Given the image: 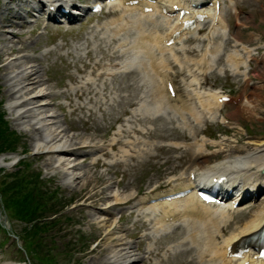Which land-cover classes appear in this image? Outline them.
<instances>
[{"label":"rangeland","instance_id":"obj_1","mask_svg":"<svg viewBox=\"0 0 264 264\" xmlns=\"http://www.w3.org/2000/svg\"><path fill=\"white\" fill-rule=\"evenodd\" d=\"M236 4L245 10L247 19L244 25L247 28L241 29L238 36L248 40L255 35L264 41V0H236ZM22 5L28 8L26 4ZM229 12L231 10L225 8L228 18ZM37 15L39 17L30 14L27 16L28 26L21 28L20 40L29 46L25 52L32 55L42 53L44 57L41 61L45 70L43 77L47 78L46 84L54 94L43 97L48 101L46 108L58 114L69 133L85 134L83 137L88 139L86 145H100L105 147L106 153H101L97 159L91 153L73 155L82 164L79 172L85 173L73 186L64 182V177L55 166L44 165L54 155L35 153L29 134L19 131L12 121L7 111L9 102L6 85L2 80L3 65L0 67V109L5 113L3 120L7 124V132L3 133L5 137L0 139V156L14 153L11 154L12 157H7L8 161L24 159L20 165L17 161L9 167L0 166V264L5 261L17 264L27 256L31 258L27 257L29 264H101V258L106 255L104 245L107 242L103 240L104 229L97 222H92L90 214L107 218L108 224H112L116 231L132 242V248L138 251L139 256L144 257L138 264H207V259H210L209 251L212 249L210 241L214 239L216 244H220L222 235L226 236L229 228L246 221L257 208H248L252 202L230 212L231 216L226 223L221 222L224 217L216 214L206 224V229L199 226L194 230L192 240L185 239L183 226L174 227L173 232L167 234L147 236L153 228L154 219L145 221L147 217L142 216V212L141 217L138 216L136 203L141 194L151 189L155 190L160 185L179 188L186 183L188 172L196 170L199 173L198 164L204 157L199 154L196 141L202 133L218 141L206 146L207 152L211 153L205 163L207 166L203 164L204 169L225 158L253 151L257 146L264 147V65L252 68L248 79L252 83H245L241 81V77H233L227 71L225 75L212 72L200 79L208 89H218L232 96L242 94L237 105L226 106L221 113L232 119L234 126H222L216 120L209 123L204 119V122L191 129L181 127L177 130L174 124L161 117L140 116L141 114L134 117V111L141 102L145 103L142 113L147 109L146 106L152 105L151 97L147 96L146 102H143L140 95L145 93L144 85L139 84L140 75L136 72L124 70L112 76L102 73L104 65L118 62L119 59L106 58L107 54L99 50L100 45L94 47L97 57H87L85 52L88 48H84L78 58L71 52L75 46L85 41L90 25L99 22L100 17H90L84 26L79 27L80 22L89 16L82 17L73 27H69L59 24L45 26V12ZM230 21L239 23L233 16ZM204 27L205 30L209 28L207 25ZM236 30L232 27L231 32L235 33ZM3 40L0 37V45L6 48L12 45V41L8 43V40ZM231 44L227 41L226 47ZM253 44L258 45L259 40L253 39ZM16 54L12 53L10 57ZM218 60L221 66L223 60ZM95 61L101 64L97 65ZM2 62H5V57L0 55V65ZM170 65L179 93L182 91L188 99H193L191 91L186 92L184 88L185 82L191 79L186 68H180L174 63ZM98 74H101V79ZM90 77L98 92L95 96L86 93L78 97L72 88L79 87L82 81ZM189 94L191 95L188 96ZM152 100L155 101L154 98ZM114 139L113 149L108 148L107 145ZM169 142L172 144L169 145ZM176 142H181V147H176ZM86 147L82 146L78 152L90 150ZM32 172L34 176L31 175ZM35 173H39V191L51 196V200L44 204L40 198L43 201V215L37 218L40 210L34 216V210L30 209L29 213H25L30 221H24L13 213L22 207L28 209V206H20L21 201L19 207L13 204L7 206L2 192H7L15 184L13 177L17 175H27L28 178L21 185L22 192L34 189L30 184L35 181ZM4 187L7 188L3 191ZM13 192L11 190L8 193ZM113 193L129 196L116 201ZM106 202L111 204L106 212H101L99 207ZM52 220L55 223L51 224ZM222 228L225 230L221 235L219 229ZM113 242L115 241L110 243ZM177 243L180 246L174 250L169 248L170 244ZM148 247L152 249L150 255L145 252ZM24 248L27 249V254ZM28 250L33 251L32 256L28 254ZM219 262L217 259L211 264H220Z\"/></svg>","mask_w":264,"mask_h":264},{"label":"bare ground","instance_id":"obj_2","mask_svg":"<svg viewBox=\"0 0 264 264\" xmlns=\"http://www.w3.org/2000/svg\"><path fill=\"white\" fill-rule=\"evenodd\" d=\"M38 1L41 2L39 7H34V5H30V3L25 0L0 1V37L4 40H8V43L12 41V45L8 48L4 45H0V55L5 57V62H2L0 67L3 65L2 80L4 85H6L5 91L8 95L7 102H9L7 105V111L11 115V119L18 130L29 134L32 149L35 153H51L54 155L50 160H46L44 165L55 166L64 177V182L66 181L69 186H73V183H76V180H81L85 173V171H83L82 174L79 172L80 167L82 168V164H80V161H77V157H73V155L91 153V155H93L92 157L97 159L101 153L104 154L105 147L103 148L100 145L95 144L93 146L86 145L88 139L83 137L85 134L69 133L58 114L50 108H46L48 101H45L43 97H47L48 95L53 94V92L46 84L47 78L43 77L45 70L44 67H42L41 62L44 59L42 53L39 55H32L31 53L25 52L29 46L20 40V37H22L21 28H26L28 26L26 14L29 12V10L23 7L22 4L30 6L31 9L34 7L33 10L37 11L48 9V12L49 8L52 6L54 12L57 7L61 4H65L67 0ZM123 1L125 0H118L112 5L113 10L120 11L118 16L109 17V19H105L98 24L90 26L88 37H86L83 43H79V45L75 46L71 52H73L78 58L84 48H88L85 52L87 57H97L94 47L100 45L99 50H102L103 53L107 54L106 58H111L118 53L121 57L124 55L120 62L104 65L102 67V73L111 76L116 72L122 71L120 70L121 68L124 70L133 69L135 72L139 71L140 74H142L141 80L146 85L145 93L141 96L145 97L150 95L154 98L157 96V101L153 103L155 108L158 107L155 110L157 111L163 104V97L157 94V85L159 84L155 80L161 74L165 76L167 75L166 71L163 70V68L167 66V63L160 59V61L163 62V65L162 67L159 65V62H157L155 57V50L160 51L159 54H163L167 49L176 48L174 45L168 48L166 46V41L167 38L176 32V30L180 29V19L176 14L174 16L170 15V13L161 14L162 18H166L163 22L154 19L150 13L140 12L135 17L132 15V7L128 8L121 5V2ZM165 1L172 2L171 0H155L153 3L154 8L159 10L158 12H161L166 8ZM193 1H195V4L204 5L206 0H180L179 3L183 5L187 4V6L190 7L191 2ZM172 5H174V3L171 4V6ZM54 7L56 8L54 9ZM85 10L86 9L83 11L86 13ZM189 10L192 11V9ZM202 10L205 11L208 16L207 19L214 21L211 25L212 30L209 33V36H207V44L209 45V43L214 42L213 40L216 35H221L222 39L220 44H222L224 40L223 35L225 37L224 33H226L227 30L218 29L217 23L222 21L223 16H221L220 13H217L215 9L206 11V8H203ZM117 19L120 20L119 23L117 22ZM198 25L199 23L193 32H197ZM128 35H131V37ZM183 38L184 36L181 35L177 39L180 42V46H178L179 50H186L187 47L193 49L198 48L199 43L184 45ZM88 43L91 44L90 46L88 45L89 47L86 45ZM113 43L114 45L112 46ZM216 47H219V45H216ZM12 53L17 54L10 57ZM98 54H101V52ZM95 59L97 60V58ZM95 63L97 65L101 64L97 61H95ZM157 66L162 69L158 70ZM229 68L234 72H238L235 64L230 65ZM101 74H98L100 79L102 77ZM72 90L75 91L78 97L86 93L95 96L98 92L97 87L94 86V80L92 77L82 81V84L79 85V87L75 86ZM211 94L212 102L215 104L214 100L217 99L218 95L215 92H211ZM89 101H91V99ZM95 101L99 102L97 99ZM144 105L145 103H141L137 106L134 112V117L139 114L147 113L150 115L152 113L150 111L151 107L149 106H146L147 109L142 113V106ZM166 106L169 109V113H174L167 103ZM215 107L219 108V105L215 104ZM155 111L153 113H155ZM214 113V111L211 113L210 118L215 116ZM175 144L176 146H180L178 143ZM114 145L115 139L107 146L110 147V149H113L112 147ZM82 146H87L86 148H90V150L78 152L80 148L82 149ZM198 148L200 152L204 150L203 146ZM97 151L98 153H96ZM6 160L7 156H0L1 167H9L13 164V161ZM207 162L208 159L204 158L199 161V166L197 168L200 170L198 174L199 182L189 180L185 184V187L193 188L197 183H204L207 174L215 172H222L229 177L232 175H234L235 178L240 177L243 183L248 184L250 179H258L259 172L264 170V148L257 147L255 150L249 151L243 155L225 158V160L216 162L204 169L203 164ZM168 190L169 191H161V193L144 195L139 199V202L136 205L139 209L138 216H140V213L143 210L155 214L158 211L161 213L159 217L154 219L152 225L153 228L147 236L169 233L172 228L176 226L175 224L179 223L184 226L183 228L186 232L185 239L191 240V234L194 230L199 228V226L206 229V221L213 218V215L216 214V212L224 217L221 218L222 223H226L231 216L230 212L232 210L228 209L231 207L230 205L221 210L218 208L212 209L211 205L199 203L192 193L183 196V198L166 200L164 196L172 195L173 193L172 187ZM113 196H115L116 201H120L126 199L129 195L119 196L118 194L113 193ZM108 203L109 202H106L104 206L99 207V210L101 212H106L108 206L111 204ZM256 207L257 208L255 209L253 208V213L250 214L246 221L239 223V225L234 228H229L228 236L222 235V232H224L225 229H219V233L222 235L223 239L220 244H216L214 239L210 241L212 249L209 251L210 259H207V264H211L214 260L220 259V256H224L229 264H234L232 261H237L236 264H245L246 262L247 264H260V260H255L253 258L249 259L250 250L241 254L240 258H235L229 255V252L236 247L238 242L246 241L251 233L259 230L264 224V197ZM238 209H240V207H238ZM90 217L93 223L97 222L98 226L104 229L105 233L103 240L107 242L104 245V247H106L105 251H107L106 255L101 258V264H138L142 262L144 257H142V255L139 256L138 251L132 248V242L126 240L125 235L116 231L112 224L107 223V218L96 216L95 214H90ZM167 218H170L171 221H167ZM200 232L203 231L201 230ZM113 240L115 242L111 244L110 242ZM171 245L172 244L169 245V248L175 249L180 246V243ZM145 252L150 255L152 249L148 247ZM199 256L201 258L202 253ZM3 264L14 263L10 262Z\"/></svg>","mask_w":264,"mask_h":264},{"label":"trees","instance_id":"obj_3","mask_svg":"<svg viewBox=\"0 0 264 264\" xmlns=\"http://www.w3.org/2000/svg\"><path fill=\"white\" fill-rule=\"evenodd\" d=\"M3 117H4L3 113L0 112V139L5 137V135L3 133L7 132V128H6L7 124H5V121L3 120ZM1 126H3V128ZM10 148H12V147H10ZM31 175L34 176L33 172H32ZM35 175H36V173H35ZM18 176L19 175L13 177L14 178L13 182L15 184L10 186L9 190H7V192H2L3 193V199H4L5 203L7 204V206H8V204H13L16 207H19V205H20L19 201H21V205L20 206H22L24 204H26L28 206V209L22 207L21 210L15 211L13 213L18 218L22 217L23 218L22 220L30 221L29 218L26 217V215H25V213H29L30 212V209L34 210V216L36 215V213H38V210H40L41 213L39 212L38 213V217H37V218H39L41 215H43V211L41 210V208L43 207V204H42L43 201H44V204H46L47 202H49L51 200L50 199L51 196H47L46 193H44V192L42 193V191H39L40 188L38 186L40 184L38 182L39 181L38 180V175L35 176L36 178H35L34 183L30 184L34 189H32V190L28 189V190H26L27 192H25V193L22 192L21 189H20L21 185H22V183L26 182L28 178H26L27 175H21L20 177H18ZM5 188H7V187H4L2 190L4 191ZM11 190H14V192L9 194L8 192L11 191ZM40 198H42L43 201ZM43 227L44 226H42V228Z\"/></svg>","mask_w":264,"mask_h":264}]
</instances>
